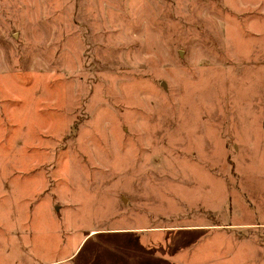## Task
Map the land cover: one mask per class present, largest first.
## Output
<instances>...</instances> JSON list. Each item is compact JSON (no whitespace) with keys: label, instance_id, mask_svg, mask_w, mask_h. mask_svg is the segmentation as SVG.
Instances as JSON below:
<instances>
[{"label":"rangeland","instance_id":"1","mask_svg":"<svg viewBox=\"0 0 264 264\" xmlns=\"http://www.w3.org/2000/svg\"><path fill=\"white\" fill-rule=\"evenodd\" d=\"M264 0H0V264H264Z\"/></svg>","mask_w":264,"mask_h":264},{"label":"water","instance_id":"2","mask_svg":"<svg viewBox=\"0 0 264 264\" xmlns=\"http://www.w3.org/2000/svg\"><path fill=\"white\" fill-rule=\"evenodd\" d=\"M263 125H264V121H263Z\"/></svg>","mask_w":264,"mask_h":264}]
</instances>
